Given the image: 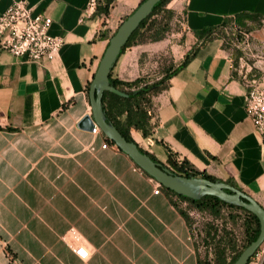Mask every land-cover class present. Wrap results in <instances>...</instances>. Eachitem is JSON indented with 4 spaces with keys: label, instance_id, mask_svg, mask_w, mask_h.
Here are the masks:
<instances>
[{
    "label": "crops",
    "instance_id": "crops-1",
    "mask_svg": "<svg viewBox=\"0 0 264 264\" xmlns=\"http://www.w3.org/2000/svg\"><path fill=\"white\" fill-rule=\"evenodd\" d=\"M12 1L0 0V13ZM26 2L51 18L49 33L63 45L38 62L0 50V264H198L175 197L153 193V178L120 149L101 148L102 132L78 127L91 116L87 86L107 38L140 0H114L107 14L104 0L94 12L89 0ZM240 13L257 16L255 34L264 38V0H185L179 64L196 53L151 97V135H131L158 161L168 152L186 159L264 209V146L245 113L246 81L232 76L221 39L198 37ZM70 229L86 260L72 251Z\"/></svg>",
    "mask_w": 264,
    "mask_h": 264
},
{
    "label": "rangeland",
    "instance_id": "rangeland-1",
    "mask_svg": "<svg viewBox=\"0 0 264 264\" xmlns=\"http://www.w3.org/2000/svg\"><path fill=\"white\" fill-rule=\"evenodd\" d=\"M184 7L185 0H170L164 9L153 15L136 38L139 43L128 48L132 52L128 62L121 63V71L112 72L111 76L121 80L140 78L143 84L157 82L169 74L179 64L182 50L179 45L184 41ZM126 16L121 18L117 27ZM260 28L261 22L257 20H247L244 26L229 22L214 36L221 39L229 50L240 79L246 82L256 80L264 85V38L255 34ZM156 36H161V39L154 41ZM179 206L189 217L191 236L201 264H216L215 251L222 248L225 249L227 263L233 254L241 252L249 244L241 212L223 208L219 215L214 216L208 210H199L187 202L181 201ZM258 250V257L252 256L248 264L264 263V242Z\"/></svg>",
    "mask_w": 264,
    "mask_h": 264
},
{
    "label": "trees",
    "instance_id": "trees-1",
    "mask_svg": "<svg viewBox=\"0 0 264 264\" xmlns=\"http://www.w3.org/2000/svg\"><path fill=\"white\" fill-rule=\"evenodd\" d=\"M113 1L114 0H104V5L101 8L100 12H102L103 14H107L108 7L111 5ZM143 1L144 0H140L139 4ZM169 1L170 0H160L153 6L150 14L143 21L140 22V24L130 35L126 43L122 46V48L120 49L119 56H121L125 52V50L128 49L129 47L139 43L136 38L140 35L141 30L146 26V24L153 15H155L161 9H164L166 7V4ZM96 10H98V6ZM247 20L260 21L255 15L248 13H240L232 18H225L223 22L218 26L205 28L202 32L198 33V37L202 38L203 41L211 40L213 38L219 39L218 37H215L214 34L219 29L224 27L226 24H228L229 22H233L238 26H244ZM98 37L103 38L102 32L98 34ZM110 37H108L107 39L109 40ZM160 39L161 36H156L154 38V41ZM222 46L225 49H227L224 44H222ZM196 50L197 47L191 48V50L186 53L183 61L176 68L171 70L169 74H165L159 81L152 83L142 84L140 78H136L131 81H125L118 78H113L111 76L114 67L113 66L109 72V77H108L109 85L119 90L120 92H123L124 95H118L108 91L103 92L101 99V108L105 120L108 123L112 124L121 133V135L125 137L128 141L134 142L135 144L137 143L135 142V140L131 135L132 130L138 131L142 137H148L149 135H151L152 124L150 121L153 116L151 97L156 93H158L159 91H161L162 89L166 88L165 81L168 80L177 71L182 69L188 63V61L195 55ZM232 64H233L232 76L238 77L234 68V63ZM138 148L140 149V151L147 154L152 160L160 163L161 167L168 169L174 175H180L184 177H202L211 181L217 180L211 175L196 170L186 159L177 160L176 157L170 152H168L167 154L166 161L162 163L158 161L154 156L149 154L147 151L141 149L139 146ZM144 173L147 174L146 172ZM148 176L152 178L150 175ZM161 189L164 190L167 194L175 197L176 201L173 202L175 206H176V202L178 203L181 201L187 202L189 205H193L199 210H208L214 216L219 215L223 208L241 212L244 215V223H243L244 233L247 236L248 243L255 240L259 234L258 219L252 213H250L249 211L238 205L228 203L223 199L212 195H203L199 199H191L185 196L177 195L176 193L168 189H165L162 186ZM180 213L187 221V223H189L188 215L181 209H180ZM240 253L241 252L238 251L235 254H233L229 262L226 263L225 249L222 248L220 250H216L215 262L216 264H233ZM198 264H201V260H199Z\"/></svg>",
    "mask_w": 264,
    "mask_h": 264
},
{
    "label": "water",
    "instance_id": "water-1",
    "mask_svg": "<svg viewBox=\"0 0 264 264\" xmlns=\"http://www.w3.org/2000/svg\"><path fill=\"white\" fill-rule=\"evenodd\" d=\"M160 0H144L119 24L116 31L109 38L107 46L100 58L98 67L88 86V97L91 116L83 117L78 127L91 131L97 125L102 134L122 152L127 154L133 162L144 172L150 175L163 188L177 195L191 199H199L203 195H212L224 201L238 205L252 213L259 222V234L239 254L233 264H248L258 247L264 242V209L244 192L220 181H211L202 177H184L172 174L160 163L152 160L147 154L140 151L137 144L128 141L121 133L105 120L101 108V99L104 91L118 95L123 92L111 87L108 82L109 72L116 63L120 49L126 43L133 31L151 12L153 6Z\"/></svg>",
    "mask_w": 264,
    "mask_h": 264
},
{
    "label": "built area",
    "instance_id": "built-area-1",
    "mask_svg": "<svg viewBox=\"0 0 264 264\" xmlns=\"http://www.w3.org/2000/svg\"><path fill=\"white\" fill-rule=\"evenodd\" d=\"M99 0H89L88 10L94 12ZM52 20L43 14H33L26 0H13L0 13V50L10 53L16 58L32 62L51 59L56 56L63 45V39L49 33ZM245 113L260 135L264 146V85L256 80L246 82ZM97 125H93L91 133L99 134ZM115 146L111 141L102 142L101 148ZM153 193L161 191V185L153 179ZM74 246V254L81 260L88 258V250L74 229H70ZM264 254V250H262ZM259 250L253 256L258 257ZM264 264V263H263Z\"/></svg>",
    "mask_w": 264,
    "mask_h": 264
}]
</instances>
